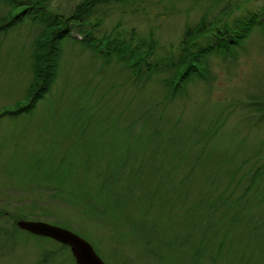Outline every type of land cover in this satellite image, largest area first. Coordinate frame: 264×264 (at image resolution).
I'll list each match as a JSON object with an SVG mask.
<instances>
[{"label": "trees", "instance_id": "16d2710c", "mask_svg": "<svg viewBox=\"0 0 264 264\" xmlns=\"http://www.w3.org/2000/svg\"><path fill=\"white\" fill-rule=\"evenodd\" d=\"M192 1L197 5L200 0ZM243 1L247 0H209L211 8L219 5V9L209 15L212 12L208 10L209 7L203 8L197 20L184 24L176 43V53L171 50L173 47L158 53V49L164 46L151 28L144 34H136L132 28L125 32L120 18L114 19L108 26L110 10L116 7L131 11L146 9L149 0H76L63 6L52 4L51 0H17L2 11L0 30L26 16L30 23H38L41 28L32 36L29 48L31 75L24 93L0 109V116H15L29 111L41 98L50 96L59 70L64 39L78 43L101 65L114 62L125 74L122 83L139 82L142 86L152 78L159 85L160 101L150 102L148 96L150 99L145 102L148 106L140 111V118L134 117L127 122L129 129L135 122L140 126L136 138L138 150L134 153L126 150L122 158L109 161L111 165L115 164L113 167L98 170L86 166L77 176L73 175L70 168H60L59 164L64 160L66 167L73 164L68 157L74 155L75 151L76 155L83 153L85 144L81 143L83 141L77 135L67 138L72 140L63 143L64 152H61L56 165L52 164L54 159L50 154L54 151H50L47 155H36L37 164H44V168H26L31 172L36 170L39 174H46L42 179L51 180L54 186H61L63 181L66 187H56V191L59 194L64 192L63 199L69 208L79 212L76 214L70 210L73 219L93 222L101 231L109 222L111 226L106 230L114 233L118 245L124 229L140 239L139 245L147 250L156 263L216 264L220 254L235 252L232 264L239 261L246 264L252 259L246 248L252 245L257 249L253 262L264 264V228L262 222L253 221L256 213L254 206L261 204L264 192L257 186H245L237 192V186L230 185L233 176L242 168L239 165L246 158H233L230 154L233 152L227 150L223 153L226 156L217 159V153L212 150L213 143L207 147L208 139H204L200 129V134L193 129V134L189 131L180 141L169 135L168 131L166 134L160 129V114L154 120L153 117L147 118L152 116L153 107L163 105L165 99L181 93L190 80H206L207 59L211 53L226 54L247 37L255 24L264 27V16L259 14V8L250 10L243 5ZM201 5L200 2L198 6ZM233 7L241 9L231 16ZM73 29H76L77 34L73 33ZM89 94L84 87L79 93V101L78 98L76 101L77 112L66 108L65 121L86 117L92 123H117L109 115L108 109H102L105 105L98 106L102 110L101 116L94 113L97 110H92L93 102L92 105L84 101ZM56 98V102L63 105L66 102L59 96ZM145 124H149L150 131L142 128ZM86 127L80 125L76 128L84 130ZM197 143L196 149L192 150V146ZM207 149L209 152L212 150V153L207 152ZM149 150L152 153L148 157ZM207 158H213L209 165L213 172L207 173ZM239 160L242 162L236 164ZM185 164H189V167L184 171ZM263 168L264 160L251 174L248 172V183H253ZM243 172L246 175V171ZM225 176L226 180L223 181ZM188 186H196L195 192H191ZM126 198H133L132 202L142 204L140 207L138 205L135 215L124 216L128 208L132 211L126 205ZM24 216L23 211L16 214L0 208V249L8 245L14 236L19 239L17 234L21 231L27 235L23 240L20 239L23 244H32L33 238L40 241L34 243L36 252L28 264H76L66 244L17 227L15 220ZM5 217L12 218L10 226L3 221ZM123 224L125 228L120 229ZM252 234L256 238L250 244ZM45 241L55 244L52 248L45 247L42 244ZM117 247L112 246L110 253L121 259Z\"/></svg>", "mask_w": 264, "mask_h": 264}, {"label": "rangeland", "instance_id": "374dc122", "mask_svg": "<svg viewBox=\"0 0 264 264\" xmlns=\"http://www.w3.org/2000/svg\"><path fill=\"white\" fill-rule=\"evenodd\" d=\"M16 1L0 0V14ZM68 1L51 0V3L63 6L76 0ZM200 2L202 5L198 6ZM208 2L209 0H200L196 5L192 0H149L146 9L131 11L116 7L110 10L107 23L110 26L114 19L120 18L125 32L132 28L136 34H144L151 28L164 46L158 49V53H163L171 47L176 53V43L184 24L197 20L206 7L212 11L209 15L219 9V5L211 8ZM243 5L253 11L259 8V14L264 16V0H247L243 1ZM240 9L233 7L231 16ZM37 24L30 23L29 17L26 16L10 27L0 30V109L24 93L31 75L29 48L32 45V36L41 28ZM73 33L77 34L76 29H73ZM64 40L59 70L50 96L41 98L29 111L15 116H0V208L16 214L23 211L25 218L45 220L76 232L92 244L107 264H161L150 258L147 250L139 245L138 237L135 238L122 229L125 228L124 224L120 225L124 233L121 234L118 245L114 233L106 230L111 226L109 222L103 224L104 230L101 231L93 222L73 219L70 211L72 209L63 199L65 193L59 194L54 182L47 178L42 179L46 174L26 169L44 168V164H37L36 155H47L50 151H54L50 154L54 159L52 164L56 165L61 152H64L63 143L72 140L67 138L77 135L83 141L81 143L85 144L83 153L76 155L75 151L74 155L68 157L73 164L66 167L64 160L60 162V168H70L73 175L77 176L86 166L98 170L113 167L115 164L111 165L109 161L122 158L126 150L134 153L139 148L136 138L139 136L140 126L135 122L132 129H129L127 122L134 117L140 118V111L144 106H148L145 102L150 98V102L160 101L161 98L159 85L157 81H152V78L142 86L139 82L135 83L136 85L132 81V84L122 83L121 79L125 74L114 62L101 65L78 43ZM207 68L206 80H190L181 93L165 99L163 105L153 107L152 116L147 118L153 117L154 120L160 114V129L166 134L168 131L169 135L177 137L180 141L189 131L193 134V129L197 134L203 132L204 139H208L206 146L209 147L210 143H213L212 150L217 153V159L226 156L223 153L227 150L233 152L230 153L233 158H246L243 161L245 163L240 160L236 163L242 162V165H239L242 168L233 176L230 185L237 186V192L245 186H257L264 192V168L253 183H248V172L251 174L264 160V27L259 23L255 24L247 37L226 54L211 53L207 59ZM138 85L140 87H136ZM84 87L90 92L84 101L89 104L93 102L92 110H97L94 113L100 115L102 110L98 106L105 105L102 109H108L109 115H112L110 117L115 118L117 123H92L87 121L86 117L65 121L66 108L77 112L76 101L77 98L79 101V93ZM57 96L66 101L64 105L56 102ZM148 96L150 98H147ZM68 103L74 106H69ZM74 112L72 113L75 115ZM80 125L87 127L84 130L77 129ZM142 128L150 131L151 127L145 124ZM197 146L198 143L193 145L192 150ZM212 150L209 152L207 149V152L212 153ZM151 153L149 150L147 156H151ZM188 159L190 160V157ZM130 160L133 161V158ZM212 161L213 158L206 159L207 173L213 172L209 166ZM188 167L189 164H185L184 171L188 170ZM60 168L56 169L61 170ZM225 180L226 176L223 181ZM62 182L61 186L66 187ZM188 188L191 192L196 190V186ZM132 200L134 199H125L126 205L132 209L131 211L128 208L125 217L136 214L139 202L137 204ZM254 209L256 213L253 221L262 222L264 228V196L261 204L254 206ZM72 211L79 214L77 210ZM3 221L10 226L12 218L5 217ZM17 235L19 239L14 236L8 245L0 249V264H28L33 259L36 252L34 243L39 240L33 238V243L27 245L21 242L27 235L21 231ZM255 238L254 234L250 236V244L254 243ZM42 244L52 248L55 243L45 241ZM114 245L118 246L116 249H119L118 255H121V259L116 255L113 257L110 253ZM254 251L257 252V249L252 245L246 248L247 254L252 257L246 264H262L253 262ZM235 255V252L220 254L216 264H232Z\"/></svg>", "mask_w": 264, "mask_h": 264}, {"label": "water", "instance_id": "95a60500", "mask_svg": "<svg viewBox=\"0 0 264 264\" xmlns=\"http://www.w3.org/2000/svg\"><path fill=\"white\" fill-rule=\"evenodd\" d=\"M17 227L36 235L52 238L66 244L76 264H107L95 251L92 244L76 232L45 220L18 218Z\"/></svg>", "mask_w": 264, "mask_h": 264}]
</instances>
